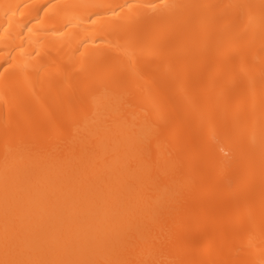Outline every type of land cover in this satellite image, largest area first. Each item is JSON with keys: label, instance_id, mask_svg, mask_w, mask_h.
<instances>
[{"label": "bare ground", "instance_id": "obj_1", "mask_svg": "<svg viewBox=\"0 0 264 264\" xmlns=\"http://www.w3.org/2000/svg\"><path fill=\"white\" fill-rule=\"evenodd\" d=\"M0 264H264V0H0Z\"/></svg>", "mask_w": 264, "mask_h": 264}, {"label": "rangeland", "instance_id": "obj_2", "mask_svg": "<svg viewBox=\"0 0 264 264\" xmlns=\"http://www.w3.org/2000/svg\"><path fill=\"white\" fill-rule=\"evenodd\" d=\"M204 87V86H203ZM198 90H200V89H198Z\"/></svg>", "mask_w": 264, "mask_h": 264}]
</instances>
